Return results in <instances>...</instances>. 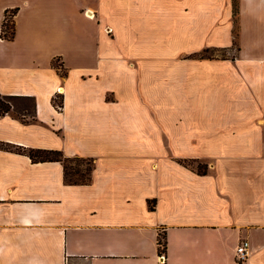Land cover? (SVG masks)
<instances>
[{"label":"crops","instance_id":"0c3cea01","mask_svg":"<svg viewBox=\"0 0 264 264\" xmlns=\"http://www.w3.org/2000/svg\"><path fill=\"white\" fill-rule=\"evenodd\" d=\"M186 87L177 143L128 128ZM0 93L35 99L34 120L0 115V140L92 159L70 184L0 149V264H264V0H0Z\"/></svg>","mask_w":264,"mask_h":264},{"label":"trees","instance_id":"16d2710c","mask_svg":"<svg viewBox=\"0 0 264 264\" xmlns=\"http://www.w3.org/2000/svg\"><path fill=\"white\" fill-rule=\"evenodd\" d=\"M15 12V9L6 10L4 18L1 24V35L5 38H12L14 34V25L11 19V16ZM237 12V0H233V13L234 15ZM209 51L208 49L204 50L201 53L196 55L210 57V55L204 54ZM213 51V50H210ZM224 57V54H222ZM54 66H56L61 75L65 74L62 66L54 61ZM19 101L21 104L19 108L15 110V103ZM52 103L56 107H61L62 105V95L58 93L55 98L52 99ZM10 113L13 117L21 120H34L35 119V99L30 95H12V94H2L0 93V115ZM0 149L14 151L17 153H24L28 155L32 162L38 161H60L63 165L64 170V179L67 183L70 184H83L87 183L90 180V174L92 171V159L80 156H64L60 150L51 149V148H40V147H25L19 144H14L11 142H6L0 140ZM84 161L85 165L80 166L79 163L75 164V167L72 168L73 172L70 173L67 168V161ZM186 166L193 167L198 173H206L208 167L204 162H200L197 159H188L183 161ZM72 174L74 177H71ZM150 208H153L151 200H148ZM162 240L161 236L158 241ZM164 248L166 247L165 242H163Z\"/></svg>","mask_w":264,"mask_h":264},{"label":"rangeland","instance_id":"374dc122","mask_svg":"<svg viewBox=\"0 0 264 264\" xmlns=\"http://www.w3.org/2000/svg\"><path fill=\"white\" fill-rule=\"evenodd\" d=\"M214 51H207L204 54L211 55L215 54ZM73 72V71H72ZM73 75V74H72ZM164 83L167 84L168 80H171V76H167L166 74L163 75ZM177 78V77H176ZM188 78L187 74H181L180 81L182 82V85L186 84ZM160 98H163V91L159 95ZM186 103L181 104L180 108H177L175 110H172L170 112L161 111L158 108L156 110H143V111H137L136 113L139 114L140 118L146 119V124H136L132 123L128 128L130 129H138V128H145V130L150 129L152 130L154 128V131H159L161 134H163L168 140L170 141H176L178 142L180 138L183 137L184 134H187L189 129V116L191 114L190 111V105L188 102V88L186 87ZM20 102L17 101L15 103V110L19 108ZM129 104V103H128ZM130 107L132 105L129 104ZM128 106V113L130 112V107ZM194 114V112H192ZM162 114L167 115V117L162 116ZM152 118V119H150ZM76 163H81L80 166H84V161H67V168L70 173L73 172V169L75 167ZM72 175V174H70ZM71 177H74L73 175Z\"/></svg>","mask_w":264,"mask_h":264},{"label":"built area","instance_id":"2783aa9c","mask_svg":"<svg viewBox=\"0 0 264 264\" xmlns=\"http://www.w3.org/2000/svg\"><path fill=\"white\" fill-rule=\"evenodd\" d=\"M90 15L91 12L89 13ZM107 32H111V28H106ZM164 243L162 240L158 241V246H159V259L164 260L165 259V248H164ZM247 247H248V240L243 238L241 239L238 244L235 247V252H234V257L236 261L242 262L246 259L247 257Z\"/></svg>","mask_w":264,"mask_h":264}]
</instances>
